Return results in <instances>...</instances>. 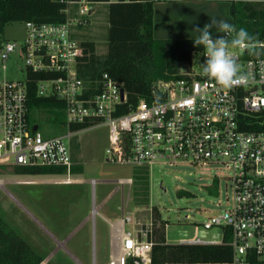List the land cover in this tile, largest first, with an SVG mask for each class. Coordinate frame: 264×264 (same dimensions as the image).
Instances as JSON below:
<instances>
[{"label":"built area","instance_id":"2783aa9c","mask_svg":"<svg viewBox=\"0 0 264 264\" xmlns=\"http://www.w3.org/2000/svg\"><path fill=\"white\" fill-rule=\"evenodd\" d=\"M94 4L68 1L66 21H25L21 44H0V62L19 48L26 67L24 80H0V168L60 167L63 172L56 174L69 175L75 164L72 141L80 131L71 125L86 122L88 127H109L106 153L111 162L149 171L155 165L226 166L233 172L232 201L203 226L222 228L220 243L230 233L232 264H264V38L251 40L248 48L230 49L246 83L225 89L202 76L206 59L202 49L193 52L198 53L197 68L192 55L179 78L158 81L150 98H140L124 110L128 94L121 83L108 73L94 80L80 75L84 48L77 27L94 12ZM73 6L77 16L72 15ZM218 35L225 34L217 32L213 37ZM29 71L45 74L36 81L38 96L55 97L65 104L66 134L45 137L38 125L31 124ZM125 221L133 227L124 232L121 253L110 264H127L129 259L151 264L153 222L146 225L128 215Z\"/></svg>","mask_w":264,"mask_h":264},{"label":"rangeland","instance_id":"374dc122","mask_svg":"<svg viewBox=\"0 0 264 264\" xmlns=\"http://www.w3.org/2000/svg\"><path fill=\"white\" fill-rule=\"evenodd\" d=\"M93 8L86 22L77 27V37L80 41L93 40L97 53L104 56L108 49V5L96 3ZM72 15L77 16V6L72 7ZM25 36V22H12L0 33V44H21ZM197 60L198 53H194L195 68ZM25 76V60L17 48L0 62V80H24ZM65 122L64 110L31 111V124L38 125L45 137L66 134ZM72 142L74 165L81 168L79 172L21 175L0 168V219L46 256L45 262L72 264V260L80 264L74 254L83 264H108V224L104 218L114 220L128 215L147 225L153 222L154 207L167 221L170 243L223 239L222 228L205 229L203 223L230 205L234 193L232 169L217 164L155 165L148 170L146 189L135 181L137 167L132 163L107 160V125L82 129ZM69 179V183L61 182Z\"/></svg>","mask_w":264,"mask_h":264},{"label":"trees","instance_id":"16d2710c","mask_svg":"<svg viewBox=\"0 0 264 264\" xmlns=\"http://www.w3.org/2000/svg\"><path fill=\"white\" fill-rule=\"evenodd\" d=\"M73 0H0V33L12 22H64L67 19V2ZM101 3L109 0H91ZM155 0H117L108 5V49L104 56L97 53L93 40H83L84 56L80 66L81 77L87 80L101 78L108 73L122 84L128 94L129 105L135 106L140 98H150L158 81L180 77L181 66L192 59L195 38H156L154 36ZM237 30L244 28L251 40L264 38V4L237 2L231 6ZM45 76L42 72H28L30 111L35 108L64 110L63 101L37 94L36 81ZM66 124V122H65ZM90 126L88 122L71 125L72 130ZM81 168L74 165L73 172ZM135 181L148 189L149 171L137 167ZM21 175H41L63 172L60 167H15ZM153 249L151 264H232L233 249L227 232L221 244L168 243L167 221L161 219L158 208H153ZM46 256L36 250L6 220L0 219V264H44ZM45 264H51L46 262ZM127 264H134L131 259Z\"/></svg>","mask_w":264,"mask_h":264},{"label":"crops","instance_id":"0c3cea01","mask_svg":"<svg viewBox=\"0 0 264 264\" xmlns=\"http://www.w3.org/2000/svg\"><path fill=\"white\" fill-rule=\"evenodd\" d=\"M237 2L262 3L264 0H157L154 4V36L156 38H196L199 33L193 32L196 27L203 28L210 20H224L234 25V18L231 14V6ZM218 31L213 29L215 34ZM56 174V173H53ZM126 217V216H125ZM122 219L110 220L104 218L107 227V249L109 253V263L112 258L120 255L123 244L124 232L129 224ZM116 222L119 228L115 227ZM126 228V229H125ZM167 242H169L166 234ZM221 240H209L204 243H195L192 240H183L179 243L190 244H221ZM72 256L78 263L83 264L74 254ZM46 260V259H45ZM46 262L44 261V264ZM72 264L76 262L70 261Z\"/></svg>","mask_w":264,"mask_h":264},{"label":"clouds","instance_id":"9594fccd","mask_svg":"<svg viewBox=\"0 0 264 264\" xmlns=\"http://www.w3.org/2000/svg\"><path fill=\"white\" fill-rule=\"evenodd\" d=\"M213 29L225 35L213 37ZM193 32L199 35L193 39L195 47H203L206 57L201 64V75L213 79L219 86L231 89L234 86L247 82V77L241 74L237 58L230 49L250 47L251 37L247 30L224 20H210L201 29L196 27ZM232 37L230 40L226 37Z\"/></svg>","mask_w":264,"mask_h":264},{"label":"water","instance_id":"95a60500","mask_svg":"<svg viewBox=\"0 0 264 264\" xmlns=\"http://www.w3.org/2000/svg\"><path fill=\"white\" fill-rule=\"evenodd\" d=\"M123 95H124V89L122 90V98H123ZM35 128H37V126H35Z\"/></svg>","mask_w":264,"mask_h":264},{"label":"bare ground","instance_id":"6f19581e","mask_svg":"<svg viewBox=\"0 0 264 264\" xmlns=\"http://www.w3.org/2000/svg\"><path fill=\"white\" fill-rule=\"evenodd\" d=\"M61 182L66 183V181H61ZM69 182H71V180H69L68 183H69Z\"/></svg>","mask_w":264,"mask_h":264}]
</instances>
